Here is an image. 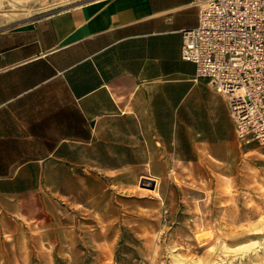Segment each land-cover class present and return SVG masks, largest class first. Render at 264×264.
<instances>
[{
    "label": "crops",
    "instance_id": "obj_1",
    "mask_svg": "<svg viewBox=\"0 0 264 264\" xmlns=\"http://www.w3.org/2000/svg\"><path fill=\"white\" fill-rule=\"evenodd\" d=\"M192 1L0 0V241L65 172L140 177L237 149L225 98L181 58Z\"/></svg>",
    "mask_w": 264,
    "mask_h": 264
},
{
    "label": "rangeland",
    "instance_id": "obj_2",
    "mask_svg": "<svg viewBox=\"0 0 264 264\" xmlns=\"http://www.w3.org/2000/svg\"><path fill=\"white\" fill-rule=\"evenodd\" d=\"M206 158L48 179L23 197L29 223L5 221L0 264H264V157Z\"/></svg>",
    "mask_w": 264,
    "mask_h": 264
},
{
    "label": "built area",
    "instance_id": "obj_3",
    "mask_svg": "<svg viewBox=\"0 0 264 264\" xmlns=\"http://www.w3.org/2000/svg\"><path fill=\"white\" fill-rule=\"evenodd\" d=\"M181 58L226 100L238 147L264 157V0H193Z\"/></svg>",
    "mask_w": 264,
    "mask_h": 264
},
{
    "label": "water",
    "instance_id": "obj_4",
    "mask_svg": "<svg viewBox=\"0 0 264 264\" xmlns=\"http://www.w3.org/2000/svg\"><path fill=\"white\" fill-rule=\"evenodd\" d=\"M150 183V187L154 188L155 187V181L153 179H146Z\"/></svg>",
    "mask_w": 264,
    "mask_h": 264
},
{
    "label": "bare ground",
    "instance_id": "obj_5",
    "mask_svg": "<svg viewBox=\"0 0 264 264\" xmlns=\"http://www.w3.org/2000/svg\"><path fill=\"white\" fill-rule=\"evenodd\" d=\"M249 152V151H248ZM248 152H246V153H248ZM261 224H263L264 225V218H263V220H261Z\"/></svg>",
    "mask_w": 264,
    "mask_h": 264
}]
</instances>
